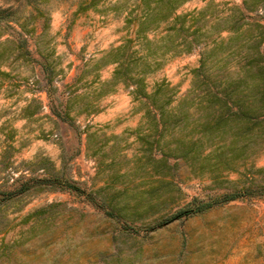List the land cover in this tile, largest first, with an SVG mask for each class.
<instances>
[{
	"label": "rangeland",
	"instance_id": "374dc122",
	"mask_svg": "<svg viewBox=\"0 0 264 264\" xmlns=\"http://www.w3.org/2000/svg\"><path fill=\"white\" fill-rule=\"evenodd\" d=\"M144 11L0 0V264H264V194L178 215L219 186L168 154L182 132L150 134L147 97L162 88L167 108L193 109L254 53L253 37L264 50V0H181L138 31ZM119 46L135 79L108 83ZM246 161L264 183V149ZM48 177L82 192L33 182Z\"/></svg>",
	"mask_w": 264,
	"mask_h": 264
},
{
	"label": "trees",
	"instance_id": "16d2710c",
	"mask_svg": "<svg viewBox=\"0 0 264 264\" xmlns=\"http://www.w3.org/2000/svg\"><path fill=\"white\" fill-rule=\"evenodd\" d=\"M180 1L143 0L145 11L138 31L145 30L155 19L168 20ZM163 3H166V9ZM244 3L246 4V0H243V5ZM91 5L93 3L87 4V7ZM128 41L131 42V39ZM260 41V38L253 37L254 53H247L244 56L245 62L240 66L241 68L234 71L227 70L221 80L203 89L204 94L193 109L184 102V99L174 108H167L170 101H162L156 96L162 88L147 95L154 115L150 134L160 133L164 136L162 134L164 128L170 132L173 130L182 132L183 139L175 140V145L167 151L168 154L189 160L195 172H204L213 176L219 186L213 197L208 200H196L178 215L199 213L230 200L264 194V183H257L249 174V169L245 167L249 162L246 160L264 149V50L260 47ZM121 50L122 46L115 49L117 54L112 62L117 66L113 71L112 80L108 83L120 81L122 77L130 80L134 78L131 74L132 68L128 66L132 59L126 62V53ZM141 59L146 66L147 56L144 55ZM126 64L127 68L124 67ZM141 81L142 78L137 79V82ZM47 92L50 94L49 89ZM137 92L139 95L146 94L142 93L143 91ZM239 162H242L243 167L237 166ZM251 167L253 166L250 164ZM255 170L263 171L262 168ZM229 173H237L238 179L229 180L227 178ZM33 182L82 192L75 184L68 181L61 183L57 178H39L33 179ZM29 187L30 185H24L18 190L7 191L5 198L22 193ZM176 217L168 218L164 223ZM154 228L155 226L151 227Z\"/></svg>",
	"mask_w": 264,
	"mask_h": 264
}]
</instances>
